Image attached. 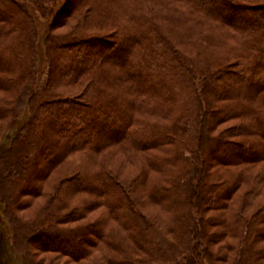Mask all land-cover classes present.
<instances>
[{"label": "trees", "instance_id": "trees-1", "mask_svg": "<svg viewBox=\"0 0 264 264\" xmlns=\"http://www.w3.org/2000/svg\"><path fill=\"white\" fill-rule=\"evenodd\" d=\"M77 2L72 9L79 12L77 24L45 40L48 68L42 79L32 18L18 0H0V87H14L18 98L27 93L31 105L15 152L0 156V194L6 193L7 209L19 185L28 182L32 189L21 195L34 197L53 170L81 154L65 169L57 188L63 195L54 208L45 206L44 218L28 225L13 216L19 223L13 233L17 248L37 264L30 252L44 247L35 234L44 229L50 234L44 245H56L47 250L74 264L92 261V238L119 252V257L105 254L106 264H197L201 254L213 264H264V0ZM72 11L68 16L75 15ZM172 14L175 41L157 22L170 21ZM84 25L110 28L124 53L111 60L82 48L75 41L88 33ZM23 69L31 71V81L20 89L18 80L7 76ZM18 98L14 106H0V119L9 121L5 132L14 123ZM231 120L227 130L214 132ZM114 145L128 157L155 148L165 153L147 164L166 183L150 184L145 192L166 214L158 224L142 213L140 197L128 191L136 182L146 184L145 166L139 164L136 176L125 180L100 156ZM96 175L97 185L86 187ZM78 183L86 186L72 187ZM80 191L92 198L71 206L69 199ZM97 204L105 208V219L60 226L82 219ZM207 208L218 214L205 218ZM108 217L141 256L104 229ZM211 226L225 229L212 235ZM227 236L237 237V243L224 242ZM218 242L224 246L213 251Z\"/></svg>", "mask_w": 264, "mask_h": 264}, {"label": "rangeland", "instance_id": "rangeland-1", "mask_svg": "<svg viewBox=\"0 0 264 264\" xmlns=\"http://www.w3.org/2000/svg\"><path fill=\"white\" fill-rule=\"evenodd\" d=\"M21 2V4L25 7L28 15L33 20V27L35 30V48H36V59L38 67L41 68L42 73L41 77L44 79L45 75H47V68H48V62H47V50H46V38L50 35L57 34V35H65L69 33L71 28L74 27L75 24H77V16L79 15V12L76 13V9L72 11V9L75 7V5L78 3V0H49L44 1L43 4L39 5L37 3H34L32 0H18ZM66 1V3H65ZM46 7V9H50L48 14L44 13V10L41 9ZM227 12H232L233 10L230 9V7L225 8ZM75 13V15H69V12ZM235 12V11H233ZM237 14V12H235ZM54 17V18H53ZM175 15H171V20H166V18L157 21L163 29V31L166 33V35L172 40L175 41V35L177 32L175 31L176 24H174ZM64 23L59 27V24ZM112 23L108 22L105 25ZM120 23L123 24V20L120 19ZM58 25L57 28L54 26ZM171 25H174L172 27ZM100 26H82L84 30H86L88 33L84 34L85 36H81L80 41L76 40L75 43L80 44L82 48L88 47L90 52L93 53H99L101 56H108L111 58V60L115 59L117 56H120L124 53L123 48L118 49L116 46V38L114 35V32L107 29L106 27L103 28ZM109 26V25H108ZM222 31V30H220ZM225 31H231L228 29H225ZM4 39V38H3ZM78 39V38H76ZM95 41L96 44L94 43ZM83 42V43H82ZM100 42V43H99ZM93 43V44H91ZM105 43H107L105 45ZM93 45V46H91ZM93 48V49H92ZM182 50L187 53L188 55H192L188 48L182 47ZM190 53V54H189ZM61 67V66H59ZM43 68V69H42ZM29 71V70H28ZM22 72V71H21ZM25 73V74H24ZM31 71L28 72V74L25 72V69H23V72L20 73V70L15 71L11 74H8L7 78L17 79L18 86L20 89H22L25 86H29V82L31 81ZM6 75V73H5ZM59 76V75H57ZM1 77V74H0ZM3 77V74H2ZM20 78V79H19ZM3 79V78H2ZM14 87H12L10 90H3L2 87H0V106L3 104H12V106L15 105L16 99L18 98L17 95H15L19 91L12 90ZM17 91V92H15ZM27 93H25L23 96L18 98V106H17V112L15 116L13 117L14 123H12L11 128L5 132V129L9 125L8 119H0V156L3 155L2 159H7L10 157L17 148V136L23 134V127L28 122V119L31 115V105L27 104L28 97ZM82 101V99H79V101ZM136 118H144L145 120H157L160 122H163L165 124H168L171 122V120H160L155 117H150L146 115H138L135 113ZM137 120V119H136ZM235 123V120L228 121L226 123H223L219 125L215 133L222 132L227 130L229 127H231ZM5 132V133H4ZM117 133L112 135V139L115 138ZM237 139V137L235 138ZM111 146V145H110ZM165 153L160 152L159 149H147L146 153L139 152L136 155H133L132 157L126 156L121 149L116 147L114 145L113 147H109L106 150H104L100 156H102L104 159H106L107 164L111 170H113L115 173H118L121 178H125V180H130L133 176H136L137 171H139V164L141 166H145L147 171L146 176V186L142 183H135V186H133V190L127 189L129 192H132L133 197L137 196L140 197L141 202L143 203V207H141L142 213L147 216L149 219H151L153 222L162 221L165 218V212L155 203L150 201L147 198L146 195V189H148V186L150 184L155 183H161L165 185V181L162 177H160V173L156 172L155 170H151L149 168L148 164V158L153 157L154 155H164ZM74 156L80 157L81 154L78 152ZM78 157H70V159H66L67 161L71 160L67 164H65L67 161H64L59 165L58 168L53 170V172L50 174V176L41 183V187L38 190V194L36 196H23L22 193H27L29 190H31V186L28 184V182L23 183L22 185H19L17 187V190L15 192V195L17 194V198L14 199V202L11 203V209H7L6 203L3 202L2 199L6 197V193L0 194V264H31L30 259L27 254L22 252L20 249L17 248L15 244V236H14V230L16 227L18 228V222L13 220V216L17 215L21 221H25L26 224L31 225L34 223L38 218L45 217V213L47 214V211H43L45 206L47 205L48 209L54 208L55 204L57 205V202L59 200V196L63 195V192H58L57 188L59 187V181L65 174H67V171H65L66 168L70 167L75 163L74 159H77ZM105 161V160H103ZM98 175L94 177L92 182L90 184H73L72 187L78 186V188H84L89 187L90 185L95 186L97 185L96 179ZM165 178H169L170 174L165 175ZM66 188V187H64ZM76 196H73L72 199L70 198L71 206H79V204H82V201L89 200V198H92L89 194L85 192H78ZM131 195V196H132ZM234 200L237 198V191L234 194ZM95 199V198H94ZM20 203V204H19ZM232 203V201H231ZM18 204V205H17ZM46 207V208H47ZM17 208V211L14 210ZM83 208V207H82ZM11 210V211H10ZM85 210V209H84ZM8 213L11 212V215L8 216ZM105 208L102 206H93L88 209L84 213V216L82 219L77 221H70L66 222L63 225H60L65 228H72L80 224L84 223H91L92 221H99L101 219H105L104 217ZM218 214V212L211 210L207 208L205 211L204 217L212 219L213 216ZM11 219H10V218ZM71 219V218H70ZM107 223L104 226V229L108 232H112L113 236L116 234L118 237L123 238V243L121 246L124 248L129 249L131 254H133L135 257L141 256V253H138L136 251L133 252V245L130 240V238L127 235V232L120 227L114 220L111 218H106ZM67 221V220H64ZM34 225V224H32ZM225 229V228H224ZM221 227L217 226H211L209 228V233L212 235H216L219 232L224 230ZM19 229H17L18 231ZM104 230V231H105ZM34 231V230H33ZM32 232V231H31ZM116 232V233H114ZM19 235V233H17ZM28 234V233H27ZM30 234V233H29ZM35 234H39L37 237L36 243H41L44 247H41V250H33L30 252L32 255V260L36 262L37 264H74L73 261L69 257H64L61 255H58L56 252L48 251L47 248L56 249V245L54 244L52 247H46L45 244V238H49L50 234L48 231L44 229H35ZM237 236V235H236ZM233 239L234 242L237 243V237H229L223 239L224 242ZM97 239L92 238L91 242L94 244V247L90 248V254H92V261L85 260L82 261V264H92L95 260H97V264H106L105 260V254L112 255L119 257V252H116L104 244H101L96 241ZM51 243V242H48ZM99 243V244H98ZM224 246L223 242L215 243L214 246H212L213 251L221 250ZM44 249V250H43ZM46 249V251H45ZM132 249V250H131ZM218 249V250H216ZM237 253V251H236ZM233 254V253H232ZM235 255V254H234ZM234 255H232V261L234 258ZM181 256V255H180ZM179 256V261H181V257ZM109 257V256H108ZM95 259V260H94ZM94 260V261H93ZM92 262V263H91ZM213 259L204 257L203 254L200 255L199 261H197V264H213ZM222 264V263H221ZM231 264V262H230Z\"/></svg>", "mask_w": 264, "mask_h": 264}]
</instances>
